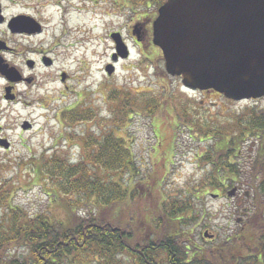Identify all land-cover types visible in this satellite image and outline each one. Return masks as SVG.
<instances>
[{"label": "rangeland", "instance_id": "rangeland-1", "mask_svg": "<svg viewBox=\"0 0 264 264\" xmlns=\"http://www.w3.org/2000/svg\"><path fill=\"white\" fill-rule=\"evenodd\" d=\"M117 1L120 3L115 0L21 1V4L38 7L41 16L50 15L46 34L42 36L43 39L40 37L38 41H33V46L46 47L49 44L54 47L50 55L54 57L53 66L49 69L40 68L36 72L38 96L33 105L0 106V123L6 128L5 135L12 141L10 149H0V184H4L3 189L12 194L11 208L17 206L29 217L40 214L54 221L66 222L67 209L57 201L56 190L40 175V163L54 154L75 162L83 150L84 137L89 134L99 137L110 129L115 131L116 136L123 137L134 153L140 176L134 185L131 183V187H134L136 195L144 194L149 209H158L147 190L153 189L156 173L161 169L165 168L166 175L157 187L166 202H171L172 196H182L187 189L198 188L205 173V164L198 155L209 143L208 140L200 141L199 134L185 131L188 130L186 123L185 130L178 133L172 148L160 151L158 145L168 144L167 140L171 136L170 126L166 122L175 123V118H169L165 112L152 118L139 109L124 118L119 111L120 100L110 98L113 89H119L123 96L127 94V98L138 106L153 97L172 99L169 107L174 105L175 113L182 110L180 101L183 106L187 105L185 109L188 105L190 108L195 105L192 111L198 116L199 123L206 118L209 123L213 122L224 129L231 128L232 115L245 107L264 110V97L255 102L235 101L212 90L185 88L181 77L166 73L161 51L153 42H145L146 57L140 55L131 34L136 22L135 14L139 11L134 14L126 7L125 0ZM113 34H117L127 46L129 56L119 59L113 73L108 75L105 67L112 62L111 55L116 47ZM30 42L15 41L13 44H17V49H21L23 56H26L25 48ZM115 52L118 54V51ZM13 60L16 61L14 57ZM61 74L63 80L60 79ZM73 106L81 109L91 107L96 117L93 120L62 124L60 113ZM26 119L33 127L28 131H20V124ZM122 119H125L124 122L119 123ZM162 119L167 120L165 124ZM157 120L164 131L160 137L154 131ZM254 141L246 140L243 145L245 171L256 150V146L251 145ZM244 176L236 183L235 187L239 191L230 198L226 197L227 190L222 193L216 191L220 195L215 198L209 194L205 196L209 212L207 227L200 231L193 230L192 237L198 246L211 248V253L216 247L227 243L231 235L246 227L248 212L251 214L255 204L253 196L256 184L250 182L249 172ZM260 203L264 204V200ZM96 209L92 200L90 204L77 209V212H96ZM262 215L264 218V209ZM155 216L159 218L157 213ZM6 217V209L0 210V225H6ZM255 228L252 227L251 234L257 239ZM254 245L245 242L242 247L239 245V252H243L245 246L250 253ZM89 254L90 251L84 255L85 262L93 263L94 259L87 257ZM25 256H30L29 249L16 245L7 247L3 255L4 259H21Z\"/></svg>", "mask_w": 264, "mask_h": 264}, {"label": "trees", "instance_id": "trees-1", "mask_svg": "<svg viewBox=\"0 0 264 264\" xmlns=\"http://www.w3.org/2000/svg\"><path fill=\"white\" fill-rule=\"evenodd\" d=\"M111 93L112 100H120L119 111L124 118L138 112L137 109L152 118L164 112L169 118H175V123L166 122L171 136L168 144L158 145L160 151L172 148L186 123L188 130L185 131L199 134L200 141L208 140L198 155L205 164L198 188L187 189L182 196H172L171 202H166L157 187L166 175L165 168L161 169L156 173L153 189L147 190L158 209H149L144 194L136 195L131 187V183L134 185L137 177L139 179L140 170L125 139L116 136L113 129L99 137L89 134L84 137L77 161L54 154L42 160L39 166L40 175L56 190L57 201L67 209L66 222L40 214L29 217L17 206L11 208L12 194L3 189L4 184L1 186L0 210L6 209L7 219L6 225H0V264H123V260L128 262L125 264H264V204L260 203L264 200V110L245 107L232 115L231 128L224 129L213 122L211 125L206 118L199 123L192 111L195 105L185 109L187 105L178 101L182 110L175 113V106L169 107L172 99L167 97H153L138 106L117 88ZM95 117L93 108L73 106L61 112L59 120L68 125ZM165 119H162L163 124ZM154 131L157 137L164 133L158 120ZM249 139L255 140L256 150L245 171L243 145ZM247 172L256 187L253 186L255 204L251 214L248 212L246 227L231 235L229 241L216 247L213 253L211 248L198 246L192 233L207 227L209 212L205 196H219L216 191L222 193L236 186ZM92 200L96 212H77ZM252 227H256L257 239L251 234ZM245 242L255 244L250 253L245 246L244 251L239 252L238 248ZM12 245L27 247L30 256L4 259L6 248ZM88 251L87 257L93 258V263L85 262L84 255Z\"/></svg>", "mask_w": 264, "mask_h": 264}, {"label": "water", "instance_id": "water-1", "mask_svg": "<svg viewBox=\"0 0 264 264\" xmlns=\"http://www.w3.org/2000/svg\"><path fill=\"white\" fill-rule=\"evenodd\" d=\"M152 29L165 71L181 77L184 87L235 101L264 96V0H166ZM112 36L114 62L128 51ZM105 70L110 75L113 64Z\"/></svg>", "mask_w": 264, "mask_h": 264}, {"label": "flooded vegetation", "instance_id": "flooded-vegetation-1", "mask_svg": "<svg viewBox=\"0 0 264 264\" xmlns=\"http://www.w3.org/2000/svg\"><path fill=\"white\" fill-rule=\"evenodd\" d=\"M21 1L23 0H0V81H2L0 106H32L38 96L36 72L40 68L49 69L54 64V57H50L53 46L49 44L46 47L33 46L32 44L46 34L50 15L41 16L38 7L27 3L21 4ZM125 1L126 7L134 14L139 11L135 14L136 22L131 29V34L139 54L143 56L145 54L143 44L152 42L153 22L158 16L159 8L166 0ZM11 9L17 10L11 11ZM15 41L22 43L31 41L26 45V56H23L21 49H17V44H13ZM62 77L61 74V80H63ZM32 127L33 124L26 119L20 124V131H28ZM5 129L0 123V149L8 150L12 146V141L5 135ZM1 186L2 184L0 188Z\"/></svg>", "mask_w": 264, "mask_h": 264}, {"label": "bare ground", "instance_id": "bare-ground-1", "mask_svg": "<svg viewBox=\"0 0 264 264\" xmlns=\"http://www.w3.org/2000/svg\"><path fill=\"white\" fill-rule=\"evenodd\" d=\"M81 9V8H80ZM82 10V9H81ZM77 12H79V11H77ZM81 12V11H80Z\"/></svg>", "mask_w": 264, "mask_h": 264}]
</instances>
